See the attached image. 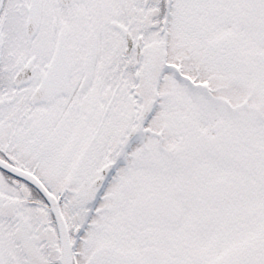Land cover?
I'll return each mask as SVG.
<instances>
[{"label": "snow or ice", "instance_id": "obj_1", "mask_svg": "<svg viewBox=\"0 0 264 264\" xmlns=\"http://www.w3.org/2000/svg\"><path fill=\"white\" fill-rule=\"evenodd\" d=\"M0 264H264V0H0Z\"/></svg>", "mask_w": 264, "mask_h": 264}]
</instances>
